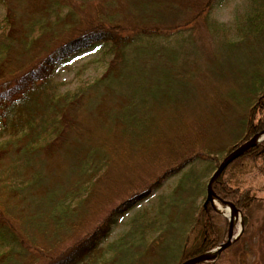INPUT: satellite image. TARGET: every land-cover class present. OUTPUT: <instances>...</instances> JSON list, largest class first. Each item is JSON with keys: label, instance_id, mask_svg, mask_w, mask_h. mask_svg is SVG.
I'll use <instances>...</instances> for the list:
<instances>
[{"label": "trees", "instance_id": "1", "mask_svg": "<svg viewBox=\"0 0 264 264\" xmlns=\"http://www.w3.org/2000/svg\"><path fill=\"white\" fill-rule=\"evenodd\" d=\"M220 1L0 0V264H177L225 240L228 221L206 203L205 184L223 155L264 129V0L231 24L210 16ZM95 46L110 53L105 70L61 91L56 68ZM157 108L180 121L168 145L144 147L161 126ZM90 123L98 131L87 136ZM120 138L119 150L150 151L130 171L117 167L125 180L111 172ZM256 165L264 140L211 185L243 217L238 242L264 205L236 180ZM175 174L105 247L118 220Z\"/></svg>", "mask_w": 264, "mask_h": 264}, {"label": "rangeland", "instance_id": "2", "mask_svg": "<svg viewBox=\"0 0 264 264\" xmlns=\"http://www.w3.org/2000/svg\"><path fill=\"white\" fill-rule=\"evenodd\" d=\"M249 3V0H222L219 4L215 5L212 8V10L210 11V16L220 23L224 22L227 24H231L234 18L242 13V11L246 9ZM109 59L110 53L106 51V47L103 48L95 46L92 49L84 51L83 53L73 55V57L69 58L59 67H57L55 73L53 74V81L57 84V86H59L61 91H64V89L68 88H74L77 83L100 75L101 72L105 70ZM158 108L156 110V114L159 115L158 118H161V120L159 121L161 126H154L148 133V135H146L144 138H141L140 144H142V146L144 147H148L147 145L152 139L155 140V143L157 145H168L170 143V139L173 138V136L169 134L170 132H168L171 130L170 125H173V122L175 121H180L178 115L171 116L167 113V109L165 111H160ZM234 122L232 124L228 122H224L222 124L221 130L223 134L225 133L224 131H229L227 125L231 124L229 131L230 134L228 136L234 135ZM93 125V123H90L86 127L85 132L87 136L94 130L98 131L95 125ZM101 135L109 139L106 129L104 130V134H102V132L101 134H98V142H101L103 140ZM121 142V138L115 140V145L113 148H115L118 153L115 154L117 156L113 157L115 161H113V165L111 166L112 174H117L119 176L120 171L117 167H119L120 164L122 169H124L125 171H130L133 167H135L136 164H139L142 159L147 158L146 156L150 154V151L148 152V149H144V147H142V149H140L138 152L134 153L131 146H122L123 148H120L119 150L117 149V146H120ZM153 149L155 150V148H152V150ZM131 155L135 157V161L128 160L127 157H131ZM225 155H223L222 157H224ZM202 166V163H196V168L198 169V171H192L191 176L192 174L195 177L196 175H199V171L202 170ZM177 176L178 175L175 174L174 176L165 179L163 185L160 187V189L154 192L150 199H144V201L124 214L123 217L118 220L117 225L113 228V231L111 232L112 234L107 238V240L103 242V245L106 247V245L114 242L117 237L122 235L124 231L129 228L131 223L130 221L134 217V215L140 214L144 208L150 206L152 202H155V197L157 194H165L166 192H169L171 187L175 184V181L178 178ZM237 176L238 177L236 178V180L239 184H244L246 187H249L250 185L251 187L253 186L252 188H255L254 191L256 192V194L260 197V199L262 198L264 201V168H261L260 165H256L255 168L249 173L246 174L244 171H242ZM120 178L125 180L128 178V175H122V177L120 176ZM108 185L109 184H107L106 186ZM112 188V185H109L108 190H106V193H108V195L112 193ZM103 189H106L105 185L103 186ZM213 207L218 213H220L223 218L227 219V217H225L226 215L223 212V208L225 207V205L214 200ZM235 214L237 215L238 219L235 221L233 228H235L234 231L237 232L244 228L242 220L243 217L239 212H235ZM255 216V220L252 223V226H250L251 228L249 232L244 236L246 240H242V242H238V239L234 240V244L232 243V247L227 251L224 250V253L221 255L220 259L217 262L218 264H264V205L262 210L259 209L256 212ZM110 252V250H107L105 248V251L102 254L103 256L99 258V261L109 256ZM168 264H172V262H168Z\"/></svg>", "mask_w": 264, "mask_h": 264}, {"label": "water", "instance_id": "3", "mask_svg": "<svg viewBox=\"0 0 264 264\" xmlns=\"http://www.w3.org/2000/svg\"><path fill=\"white\" fill-rule=\"evenodd\" d=\"M264 135V130L260 131L259 133L251 136L247 141H244L243 143L239 144L237 147L231 149L227 152V155L224 156L218 163L217 167L211 172L210 177L207 180L206 183V203L209 201L210 203L213 201V199H216L217 201H221L223 204H226L228 207H230V214L228 218V231L226 235V240L224 242H221L220 245H218L216 248L211 250V252H204L200 253V255L189 257V259L183 260L179 262V264H199L200 262L205 261H211V259L216 258L221 252L230 246L234 240L237 239L239 234L234 235L233 233V224L234 219L232 217L233 213L237 212L236 207L233 205V203L225 201L221 199L220 197L216 196L213 189H212V183L218 178L219 174L228 166V163L231 161L237 159L239 156L245 154L249 148L258 145L260 140L262 139L260 136ZM260 137V138H259Z\"/></svg>", "mask_w": 264, "mask_h": 264}, {"label": "bare ground", "instance_id": "4", "mask_svg": "<svg viewBox=\"0 0 264 264\" xmlns=\"http://www.w3.org/2000/svg\"><path fill=\"white\" fill-rule=\"evenodd\" d=\"M261 137V136H260ZM259 137V138H260ZM229 208L230 207H228V206H225L224 208H223V212H224V214L226 215V216H229ZM232 217H233V221H234V223H235V221L238 219V217H237V215L235 214V213H233V215H232Z\"/></svg>", "mask_w": 264, "mask_h": 264}]
</instances>
